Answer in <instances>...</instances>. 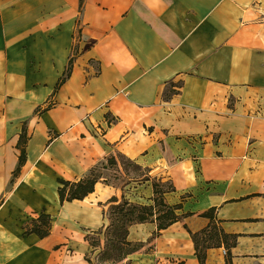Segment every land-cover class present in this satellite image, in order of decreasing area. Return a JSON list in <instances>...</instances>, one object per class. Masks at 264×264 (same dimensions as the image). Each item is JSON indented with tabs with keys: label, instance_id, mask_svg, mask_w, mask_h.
<instances>
[{
	"label": "crops",
	"instance_id": "crops-1",
	"mask_svg": "<svg viewBox=\"0 0 264 264\" xmlns=\"http://www.w3.org/2000/svg\"><path fill=\"white\" fill-rule=\"evenodd\" d=\"M120 154L192 214L151 242L155 223L132 226L146 245L122 264H200L188 231L211 209L238 238L233 264H264V0H0V264H88L86 236L122 191L100 181L61 205L58 179ZM44 211L50 235H24ZM206 264H226L225 248Z\"/></svg>",
	"mask_w": 264,
	"mask_h": 264
},
{
	"label": "trees",
	"instance_id": "trees-1",
	"mask_svg": "<svg viewBox=\"0 0 264 264\" xmlns=\"http://www.w3.org/2000/svg\"><path fill=\"white\" fill-rule=\"evenodd\" d=\"M83 6L84 0H80L81 10ZM77 56L78 51L74 49L66 72L60 79L57 89L70 78ZM177 93L178 91L174 89L166 90L163 95L164 100L170 99L172 95ZM107 118L109 119V115H107ZM27 141V130L24 124L18 142L20 156L18 167L14 172L15 177L27 161ZM106 163L108 166L116 168L119 175L128 178V181L123 186L109 181L98 172L100 167L105 168L104 163L94 167L85 177L78 181L71 182L58 179V194L61 205H64L66 202L84 200L95 191L96 184L100 181L114 188H119L122 191L120 198L114 196L109 201V214L107 212L104 213V217L108 219L109 224L103 226L98 232L86 236V241L91 248L90 253H97L95 261L91 259L90 254H86L85 260L88 264H122L130 255L141 251L146 243H134L128 240L130 228L134 225L155 223L157 230L148 241L151 242L161 234V231L192 216V214H178L182 209V204L175 206L167 204L165 195L175 191V187L169 179L164 182L163 179L152 178L150 176L151 171L148 168L136 164L122 154L117 157H109ZM128 167L133 168L136 176L129 177ZM146 182H151L152 184V203L142 204L131 200L128 195L132 194L133 188ZM200 216L210 220L209 226L199 232L188 231L195 244L196 257L199 263L206 264L210 249L224 247L226 250V264H233L231 250L238 243L237 236L224 232L220 226V222L215 217V209L204 212ZM51 227L52 217L44 211L36 220L30 221L24 226V235H36L40 239H45L50 235ZM102 241L104 245H102ZM127 264H130V262H127Z\"/></svg>",
	"mask_w": 264,
	"mask_h": 264
},
{
	"label": "rangeland",
	"instance_id": "rangeland-1",
	"mask_svg": "<svg viewBox=\"0 0 264 264\" xmlns=\"http://www.w3.org/2000/svg\"><path fill=\"white\" fill-rule=\"evenodd\" d=\"M104 165H105L104 166L105 168L100 167L99 171H98L104 178H107L111 182H115V184H117L119 186H123L128 181V178L118 174L116 168L108 166L106 162L104 163ZM128 172H129V177L136 176L135 172H133V168L128 167ZM160 179H163L164 182L168 180V178H166V176H161ZM131 193L132 194H129L128 197L133 201L141 202V203H147V200H148L147 197L150 195V194H148V192L144 191L143 188H141L140 190H138L136 192L134 190H132ZM134 193L137 194V197L136 196L134 197ZM106 212L109 214L110 208H108L106 210ZM102 239H103V237H102ZM102 245H104L103 241H102ZM90 252H88V255L90 254L91 259L93 261H95V258L97 257V253L91 254Z\"/></svg>",
	"mask_w": 264,
	"mask_h": 264
}]
</instances>
